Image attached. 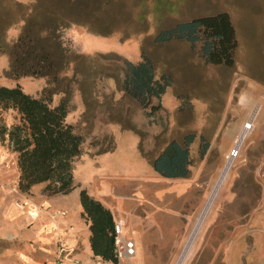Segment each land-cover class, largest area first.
Segmentation results:
<instances>
[{"label":"rangeland","instance_id":"obj_1","mask_svg":"<svg viewBox=\"0 0 264 264\" xmlns=\"http://www.w3.org/2000/svg\"><path fill=\"white\" fill-rule=\"evenodd\" d=\"M36 2L0 0V82L18 83L32 95L51 90L53 104L65 100L67 121L84 138L74 162L77 177L103 188L113 218L141 243L129 264H148L151 255L143 241L154 249V264L175 263L232 143L250 119L184 264H264V0H90V31L71 22L46 29L42 10L33 8ZM47 10L56 15L55 6ZM224 10L241 43L232 66L202 62V41L193 46L155 38L179 22ZM94 16L104 24L92 21ZM28 24L54 60L47 77L6 74ZM136 53L145 54L168 83L162 108L150 116L123 88L119 56L134 61ZM0 112L4 121L7 110ZM188 134L195 137L188 145L189 175L174 180L157 175L152 167L157 154ZM201 136L208 144L202 157ZM147 234L152 236L143 237Z\"/></svg>","mask_w":264,"mask_h":264},{"label":"trees","instance_id":"obj_2","mask_svg":"<svg viewBox=\"0 0 264 264\" xmlns=\"http://www.w3.org/2000/svg\"><path fill=\"white\" fill-rule=\"evenodd\" d=\"M48 6H55V16L47 10ZM69 6H72L71 10ZM33 8L42 10L41 20L46 19V29L71 22L82 24L90 31V0H37ZM94 18L92 21L104 24L101 17ZM155 38L157 41L182 39L193 46L202 41L200 48L204 61L226 66L234 64V50L238 46L234 28L225 11L179 22L169 29L158 31ZM13 53L14 58H10L6 71L8 76L47 77L49 70L54 68V60L45 51L41 38L36 37L31 24L25 26L14 45ZM119 57L123 64L124 91L136 99L147 116L159 111L162 108L161 97L165 93L167 81L156 75L150 59L145 54L142 53L141 58L136 61H131L125 56ZM45 93L32 95L26 93L18 83L13 86L0 84V111L12 109L20 116V121L8 128L0 112V136L7 134L11 149L17 153L20 171L18 186L21 191L26 192L34 184L47 182L46 191L66 193L78 186L73 179L74 162L82 155L84 138L74 125L67 121L65 100L53 104L52 91ZM194 138L192 134H188L182 141L168 142L152 162L154 170L166 178L187 177L192 162L188 145ZM207 148L208 144L201 136L198 144L200 157L205 154ZM79 195L83 214L89 221V241L94 255L91 264H95L97 257H100L103 263L117 264L113 252V215L85 188L80 189Z\"/></svg>","mask_w":264,"mask_h":264},{"label":"crops","instance_id":"obj_3","mask_svg":"<svg viewBox=\"0 0 264 264\" xmlns=\"http://www.w3.org/2000/svg\"><path fill=\"white\" fill-rule=\"evenodd\" d=\"M224 11L228 13V11ZM208 15L210 14L205 16ZM228 15L230 21H232L229 13ZM233 28L235 39L237 40L236 44L240 45L237 30L235 26ZM184 42L188 41L185 40ZM141 54H134L135 58L133 60L140 59ZM200 59L202 60L201 57ZM202 62L205 63L204 59ZM214 65L221 66L224 64ZM0 84L3 85L1 82ZM7 86L13 85L8 84ZM7 113L9 117L12 116L11 120L9 117L6 118ZM2 114L5 116L4 123L8 128L20 121L19 114L12 109H8L7 112ZM239 136L236 137L231 148L240 147L243 137L241 134ZM229 154L224 161L218 178L200 208V214L196 219L195 227L192 231L189 230L186 236L188 242L187 244L184 242L175 264H184L193 252L194 245L189 244L192 239L193 241L197 240L208 213L216 202L218 191L226 180L232 163V157ZM154 172L157 173L155 170ZM19 175L17 153L11 149L8 136L4 134L3 137L0 136V264H91L94 255L89 241V221L83 214L79 193L81 188H85L90 195L108 209L109 203L103 199V195L101 194L103 188H96L94 185L90 186V183L87 184L81 181L76 175V166L74 167L73 179L74 183L78 186L66 193H50L46 191L45 186L47 182L34 184L26 192L20 189L19 192H15L11 188V182L13 179L19 180ZM182 178L184 177L170 179ZM18 200H28V204L18 206L16 204ZM114 221L116 220L114 219ZM126 221L135 220L132 218ZM125 234L128 236L127 233ZM147 236L152 235H143V237ZM135 240V245L141 244L137 238ZM143 244L151 255L147 263L154 264V249L145 245L144 241ZM60 248L64 250L60 252ZM221 248H219V251ZM171 253L173 256L175 255V248L171 250ZM158 254L161 259L167 260V258L162 257L163 252L159 251ZM230 256L232 255L230 254ZM172 260L174 261V258ZM211 264H215V260L211 261Z\"/></svg>","mask_w":264,"mask_h":264},{"label":"built area","instance_id":"obj_4","mask_svg":"<svg viewBox=\"0 0 264 264\" xmlns=\"http://www.w3.org/2000/svg\"><path fill=\"white\" fill-rule=\"evenodd\" d=\"M230 157H232V160H234L238 154L239 149L238 148H231L230 149ZM11 188L15 192H19V186H18V179H13L11 182ZM18 206L21 205H27L28 200H18L16 202ZM124 223L121 219L116 220L113 225V252L117 259V264L125 263L129 264L131 258L135 256L136 253V245L132 238L128 237L124 231H123ZM64 249L60 248V252H62ZM95 264H110L107 262H102L100 257L96 258ZM175 264V263H174Z\"/></svg>","mask_w":264,"mask_h":264},{"label":"flooded vegetation","instance_id":"obj_5","mask_svg":"<svg viewBox=\"0 0 264 264\" xmlns=\"http://www.w3.org/2000/svg\"><path fill=\"white\" fill-rule=\"evenodd\" d=\"M199 214H200V210H199L198 214L196 215V217H195V219H194V221H193V223L191 225L190 231H192L193 228L195 227V225H196V219L199 216ZM195 241L196 240L193 241V239H192V241H191V243L189 245H194L195 244ZM184 242H185V244H187V242H188V238L187 237L185 238V241Z\"/></svg>","mask_w":264,"mask_h":264},{"label":"bare ground","instance_id":"obj_6","mask_svg":"<svg viewBox=\"0 0 264 264\" xmlns=\"http://www.w3.org/2000/svg\"><path fill=\"white\" fill-rule=\"evenodd\" d=\"M251 119L249 120V122L247 123H245L244 124V130L242 131V133H241V136L243 137V135L245 134V130L246 129H250V127H251ZM240 137V136H239ZM236 145H237V143H236ZM234 148H236V147H234ZM230 161V160H229ZM226 169V168H225ZM223 171H224V169H223ZM222 178V177H221ZM216 189H217V187H216ZM193 236V235H192ZM181 253V252H180ZM180 255V254H179ZM179 255H178V257H179ZM178 257H177V259H178ZM177 259H176V261H177ZM176 261H175V263H176Z\"/></svg>","mask_w":264,"mask_h":264}]
</instances>
